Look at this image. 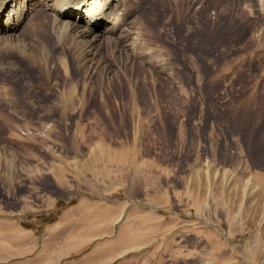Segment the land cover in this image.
I'll return each instance as SVG.
<instances>
[{
	"label": "rangeland",
	"instance_id": "374dc122",
	"mask_svg": "<svg viewBox=\"0 0 264 264\" xmlns=\"http://www.w3.org/2000/svg\"><path fill=\"white\" fill-rule=\"evenodd\" d=\"M124 6L94 51L27 21L0 50V215L62 174L113 206L116 264H264V0Z\"/></svg>",
	"mask_w": 264,
	"mask_h": 264
},
{
	"label": "crops",
	"instance_id": "0c3cea01",
	"mask_svg": "<svg viewBox=\"0 0 264 264\" xmlns=\"http://www.w3.org/2000/svg\"><path fill=\"white\" fill-rule=\"evenodd\" d=\"M50 175L49 179L37 176L31 180H42L47 185L43 205L28 204L22 211L0 215V264H116L121 247L115 237L104 241L106 213L111 214L113 206L105 203L102 189L95 184L86 190L76 187L81 193L75 195L67 178ZM59 191L70 193L63 195ZM26 201H30L29 197ZM59 203L64 205L57 219L41 224L46 216L56 217ZM26 224L33 227L26 228ZM86 248L81 259L69 260Z\"/></svg>",
	"mask_w": 264,
	"mask_h": 264
},
{
	"label": "bare ground",
	"instance_id": "6f19581e",
	"mask_svg": "<svg viewBox=\"0 0 264 264\" xmlns=\"http://www.w3.org/2000/svg\"><path fill=\"white\" fill-rule=\"evenodd\" d=\"M260 1L263 2V0ZM44 8L53 14L54 20L50 21L47 18L46 23L38 24L37 17L31 16V14L35 12L37 15L43 14L44 10L42 9ZM127 8L124 6V0H0V50L10 51L8 49L13 44L8 43L7 41H11L8 39H12L13 35L27 21L28 29L32 30L31 34L34 38H37L39 30L46 26L47 29L52 28L53 31H58L57 36L60 41L69 37L73 42L82 45L88 52H91L94 51L93 44L98 39L117 30L118 19L124 16ZM129 13L127 14L130 15ZM73 16L76 17V22L79 21V24L68 21ZM16 46L20 47L19 44ZM13 49L16 50V47ZM23 49L22 52L28 53V46H24ZM30 54V57L34 55L35 58L38 55L34 51ZM26 55V57L29 56ZM34 56L32 57L34 58ZM68 99H71V94ZM0 250L2 251L1 248Z\"/></svg>",
	"mask_w": 264,
	"mask_h": 264
}]
</instances>
